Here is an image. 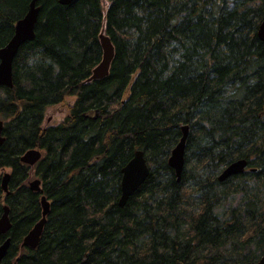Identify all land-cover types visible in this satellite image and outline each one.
<instances>
[{"label": "trees", "instance_id": "16d2710c", "mask_svg": "<svg viewBox=\"0 0 264 264\" xmlns=\"http://www.w3.org/2000/svg\"><path fill=\"white\" fill-rule=\"evenodd\" d=\"M29 2L0 0V48ZM37 4L34 37L12 62L13 85L0 86V215L7 205L11 222L0 235V244L10 238L0 264L257 261L264 252V40L257 36L264 0H107L104 12L102 0ZM101 30L114 57L109 74L91 81ZM66 96L74 101L64 119L42 126L45 109ZM183 125L177 180L168 157ZM30 148L42 151L34 166L20 161ZM135 150L149 174L120 206L121 168ZM242 158V173L218 180ZM30 172L41 192L29 188ZM42 195L50 205L38 245L21 247L40 219Z\"/></svg>", "mask_w": 264, "mask_h": 264}, {"label": "water", "instance_id": "95a60500", "mask_svg": "<svg viewBox=\"0 0 264 264\" xmlns=\"http://www.w3.org/2000/svg\"><path fill=\"white\" fill-rule=\"evenodd\" d=\"M39 0H30L28 9L25 14L19 18L13 29V34L6 42L4 46L0 48V86L11 88L12 81V62L19 49V47L27 40L34 37L35 23L39 13ZM61 4H69L72 0H58ZM257 36L260 40H264V16L261 19L257 27ZM99 43L102 50L101 60L95 65L91 74L87 80L101 79L109 74L110 65L114 57V47L110 37L101 30L98 34ZM182 134L177 143L171 150L168 157V164L174 170L177 180L180 179V175L184 165V149L185 140L187 137L188 126L183 125L181 127ZM3 121L0 119V145L4 142ZM41 151L37 148H30L25 150L20 155V161L29 166H33L40 158ZM247 165L245 159H237L226 165L221 171L218 179L223 181L224 179L240 173ZM149 174V167L144 158L141 150H135L132 158L121 168L120 179V197L118 204L123 206L128 197L141 185ZM10 177L9 172H4L1 178V189L8 193V180ZM29 188L35 192H41L40 179L34 178L28 183ZM41 216L38 221L34 223L31 229L23 236L21 241V247H29L31 249L38 245L40 235L42 233L44 224L46 222V216L49 213V202L45 196L41 197ZM8 206L4 205L2 213L0 215V235L6 234L11 226V222L8 216ZM10 244V238L7 237L0 244V263L7 253V249ZM235 264H264V252L260 255L257 261H246Z\"/></svg>", "mask_w": 264, "mask_h": 264}, {"label": "rangeland", "instance_id": "374dc122", "mask_svg": "<svg viewBox=\"0 0 264 264\" xmlns=\"http://www.w3.org/2000/svg\"><path fill=\"white\" fill-rule=\"evenodd\" d=\"M102 4H103V12H104L106 9V6H107V0H102ZM73 101H74V96H66L64 98L63 102L56 104V105L48 106L45 109L44 118L42 121V126L57 124L58 122L62 121L67 114L68 107L70 106V104L73 103ZM9 170L10 169L6 168V169L2 170V172L3 171L10 172ZM34 178H35V176L32 175V173L30 172V176L28 179H30V181H31ZM239 195H240V193L239 194H237V193L233 194L230 197L231 200H230V204H228V205H232V202L234 200L236 201V199L239 197ZM226 208H227V205H223L219 211H224Z\"/></svg>", "mask_w": 264, "mask_h": 264}, {"label": "bare ground", "instance_id": "6f19581e", "mask_svg": "<svg viewBox=\"0 0 264 264\" xmlns=\"http://www.w3.org/2000/svg\"><path fill=\"white\" fill-rule=\"evenodd\" d=\"M92 81V80H91ZM4 134V133H3ZM170 155V154H169ZM36 164V163H35ZM34 164V165H35ZM33 165V166H34ZM247 166V165H246ZM246 166L244 167V169L240 172V173H242L244 170H245V168H246ZM223 170V169H222ZM221 173V172H220ZM240 173H238V174H240ZM238 174H236V175H238ZM220 175V174H219ZM219 175H218V177H219ZM233 176V175H232ZM219 180V179H218ZM5 198V197H4ZM8 198V197H7ZM46 198V197H45ZM47 200V199H46ZM40 201H41V199H40ZM49 202V201H48ZM8 203H10V202H8ZM49 205H50V203H49ZM10 234V233H9ZM239 263V262H238Z\"/></svg>", "mask_w": 264, "mask_h": 264}]
</instances>
